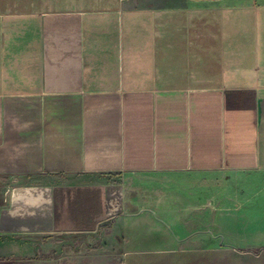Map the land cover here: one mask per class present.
Returning a JSON list of instances; mask_svg holds the SVG:
<instances>
[{"label": "crops", "instance_id": "0c3cea01", "mask_svg": "<svg viewBox=\"0 0 264 264\" xmlns=\"http://www.w3.org/2000/svg\"><path fill=\"white\" fill-rule=\"evenodd\" d=\"M0 257L264 264V0H0Z\"/></svg>", "mask_w": 264, "mask_h": 264}, {"label": "rangeland", "instance_id": "374dc122", "mask_svg": "<svg viewBox=\"0 0 264 264\" xmlns=\"http://www.w3.org/2000/svg\"><path fill=\"white\" fill-rule=\"evenodd\" d=\"M0 264H29L27 259H19L15 257L2 258L0 257Z\"/></svg>", "mask_w": 264, "mask_h": 264}]
</instances>
